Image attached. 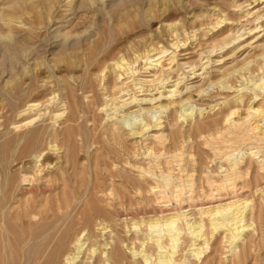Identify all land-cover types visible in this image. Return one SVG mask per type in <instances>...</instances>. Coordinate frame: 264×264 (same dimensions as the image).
<instances>
[{
	"label": "rangeland",
	"instance_id": "rangeland-1",
	"mask_svg": "<svg viewBox=\"0 0 264 264\" xmlns=\"http://www.w3.org/2000/svg\"><path fill=\"white\" fill-rule=\"evenodd\" d=\"M12 12L15 19L7 22ZM7 33L12 40L1 37ZM88 50H96L89 70L83 62ZM122 60L130 64L119 69ZM28 68L42 70L26 110L35 107L12 119L9 93L17 81L29 87L23 79ZM90 79L97 88L84 94L81 86ZM65 84L82 104L96 96L93 111L80 114L81 133L87 130L92 138L85 135L87 143H81L77 137L75 155L60 147L46 160L30 156L24 164L30 179L38 168L43 182L64 175L85 202L93 198L114 216L106 223L112 227L103 230L107 225L99 219L93 229L101 244H109L106 249L122 237L124 264H146V256L149 264H161L157 258L164 253L143 240L147 233L165 236V227L150 231L149 221L187 214L179 220L181 241L170 249L176 251L173 264H264V0H0V147L45 126L51 148L48 135L62 130L68 114L60 103ZM128 112L131 122L124 117ZM96 135L100 139L92 141ZM21 166L12 169L18 174ZM20 180L18 174L20 189L32 186ZM31 198L21 193L9 210L15 215ZM229 204L244 211L239 225L250 226L240 231L241 239L231 244L224 228L207 238L208 245L206 236L191 235L190 225L208 223L201 210ZM12 247L3 253V264L19 261ZM89 249L80 257L98 264ZM193 249L204 250L200 259Z\"/></svg>",
	"mask_w": 264,
	"mask_h": 264
},
{
	"label": "bare ground",
	"instance_id": "bare-ground-1",
	"mask_svg": "<svg viewBox=\"0 0 264 264\" xmlns=\"http://www.w3.org/2000/svg\"><path fill=\"white\" fill-rule=\"evenodd\" d=\"M101 1L103 2L104 0H101ZM93 3L95 4L96 2L93 1ZM8 6H9V8L13 9V8H15L16 3H13V4L8 5ZM5 16H6L5 17L6 21L11 22L13 19H15L16 15L12 12V14L9 13ZM12 35H13L12 33H7L6 35H2L1 37L12 40L13 39ZM88 51L89 52L85 53V55H84L85 59L83 62H86L87 68L89 70V68L91 67L90 61L94 58V56H96V50H88ZM14 55H12V56H14ZM129 64L130 63L127 60H122L117 65H118L119 69H121V68L124 69L127 66H129ZM14 69L15 68H13V70ZM41 71H42L41 69L40 70L29 69V68L25 69L23 79L26 80L24 82H30L31 83L29 85V87L24 88L22 86V83L20 81H17L18 83H16L14 85V87L11 89L9 94H11L12 100L10 103V107H9L10 109L9 110L11 111L12 119H15L16 116H19L22 113H26L28 111L29 112L33 111V108L35 107V105L28 106L27 110H26V107L30 103L29 99L34 97V93L36 92V89H35V86H33V82L37 78V76H39L41 74ZM127 71H129V69H127ZM120 76H122V74ZM21 81H22V79H21ZM89 81L90 82H89V84L87 83L88 84L87 86H84V87H83V85L81 86V90L83 91L84 94H88L89 91H92L93 87L94 88L96 87V85L93 86L94 81L92 79H90ZM114 81H116V79ZM164 81H166L165 77L163 79H161V83ZM13 83H14V81H13ZM158 83H159V85L161 84L160 82H158ZM116 84L117 83L114 82V86H116ZM64 89H67V90H65L66 93L64 95H62V98L64 97L65 100L63 101V99H62V101L60 103L64 102L66 104L65 108H66V111H68V114H67L65 120L63 121L64 125H63V128L60 132L55 131L54 133H51L50 135L47 134L50 138L49 142L52 143L53 148L51 147L48 149L46 147V144L48 142L45 144V142L47 141V138H46L47 136H45L46 135L45 129L47 127H45V126L33 128V130H30V132H27V133L17 134L16 137H14V139H11V140L7 139V141L3 142V145H1V147H0V166H2V168L0 170V192H1V196H0V264H3V261H4L3 260L4 259L3 253H6L7 246H9V248H11L13 242H14V244L12 247V252L14 254L18 255V257L17 256L14 257L15 258L14 260H17L16 258H18L22 264H24V263L25 264H95V261H93L94 258L92 260L93 262L90 260L91 263L90 262L87 263L86 261L88 258L85 257V261H84L83 256L80 257L81 254H84L86 252L88 247H90L89 253L91 254V256L96 257V258H97V256H99L98 262H97L98 264H124L123 262L127 259L125 257L126 252L123 251L124 247H122L123 246V244H122L123 241L121 240L122 237H121V239H116V240H118V242L115 240V242H116L115 244H114V242L112 243V244H114V246L111 245L112 248L110 247V249L109 248L106 249L109 246V244H104V245L101 244V242L98 240L99 237L97 236L96 231L93 230L95 223L98 222L99 219L102 222H104L105 224L111 223L110 221L113 220L114 216L112 217V214L110 212L103 210L101 208H98L94 204L95 202L92 201L93 200L92 197H91L92 200L91 199L87 200V198H86L87 201L85 202V200L83 199V193H80L78 191L71 189L68 186V184L66 183V177L64 175H62L61 178L56 177L52 180L51 179H48L47 181L44 180V182H43L44 178H37L36 177L38 174H40L42 172L41 169L38 168V170L35 172V174L33 176L31 175L32 179H30L29 178L30 176H28L26 165L24 164V160L26 158H28L30 156H32V157L34 156V158H36V159L43 158L42 160H46L50 156L49 152L58 151L61 148H64L67 152L72 151V152H74V155H75L76 154L75 153L76 147L78 146L77 137H79V136L83 137L81 143H84L85 135H86V139L92 138L91 135L89 136L87 134V130H86V134H83V132L81 133V130H83L82 129L83 124L80 123L81 122V117H80L81 115L80 114H81L83 109H85L84 111H86L88 109V113H89L91 108L95 107L96 101H94V100H95L96 96L92 97L93 98L92 102L82 104L81 103L82 101L80 102L79 98L77 97V95L75 93V90H73L67 84H65ZM28 92H29V94L27 95L26 93H28ZM175 92L176 91H173V94H175ZM23 96H27L28 99H26V100L24 99L25 101L21 102V99ZM85 98H87V97H85ZM54 100H55V98L53 99L52 103H54ZM57 103H55V104H57ZM56 106H58V105H56ZM168 106H165V108H167ZM47 110H49V109H47ZM47 110L45 111V113L43 115L39 111V113H38L39 119L42 116L46 115ZM91 111H93V110H91ZM64 113H65V111H64ZM64 113H60V114H58L59 116L56 115V117L60 118V116H62ZM132 114H133V112H131V113L128 112L127 114L124 115V117L128 118V120H130L129 122H131V115ZM111 116H113V115H109V118H111ZM185 116H187V114H185ZM185 118L186 117H184V119ZM187 119H188V117H187ZM36 120L37 119L34 118V119L26 122L24 124V126L26 127V126H30V125L34 124ZM42 124H44V123H42ZM95 124H97V123H95ZM95 126L93 125L92 127H95ZM137 129H139V128H137ZM111 132L114 134L115 130L111 129ZM88 133H89V130H88ZM133 133L137 134V132H134V131H133ZM142 133H143V131H142ZM95 137H97V135L93 136L92 141L94 140ZM115 137H116V135H115ZM115 137H114V139H115ZM98 138H99V136H98ZM98 138L97 139L95 138V139L98 140ZM121 140H122L121 143L124 142L123 139H121ZM21 141H23V143H21ZM96 143L97 142H95L94 144H96ZM117 143H119V142H117ZM88 144H89V142H88ZM46 151H48V153H46ZM14 163H16V165H22L20 167V169L18 170V174L21 176L20 181L22 183H24V182L29 183L30 182L32 184V186L27 188L26 191L23 189H20L16 185L18 174L16 173L17 171L15 172L12 169V165ZM96 163H97L96 166H94V167H96L95 169H97V166H98L97 161H96ZM49 165H51V164H49ZM49 165L47 164V166H49ZM41 166H43V164ZM45 166H46V164H45ZM73 169H74V166H73ZM89 169H90V167H89ZM95 177H98V174H96ZM90 179L88 181L92 180V179L91 180ZM97 179L95 180L96 182L98 181ZM61 183L64 186V189L62 187L63 193L61 195H56L55 197H53L52 194H53L54 189H56L57 187H60ZM94 183L92 185L93 187H95ZM87 187H88V185H87ZM136 188L137 187H135V189ZM86 190L87 189H85V191ZM24 192L27 194H31V195L33 194V198H31L30 200H26L25 203H23V204L20 203L21 209L19 211H17L16 214L14 215L9 210L10 206H11L10 204L13 201L16 202V200H18V195H20L21 193H24ZM83 200H84V204H83L84 206L82 205ZM131 203H129V204H131ZM122 204H121V206H122ZM129 206L132 207L133 205L131 204ZM122 208H123V206H122ZM130 209L132 210V208H130ZM241 210L242 209L240 207H237V204H229L226 206L224 205V206L216 207L215 209L208 210V211L207 210H201L200 215L201 216H203V215L207 216L208 217V223H206L207 221L204 222L205 220H201V221L199 220V222L196 221V226L190 225V227H188V228L191 229V235H196L197 238L206 236L205 241L207 240V238L212 237L214 232H218V230L224 228L225 229L224 231L227 232L225 237H227V239H229V242L231 244H233V242L235 240L241 239L242 235H241L240 231L244 230L245 228L250 227V226L245 227V225H239V224H241V222H243L242 219H240V218H241V216H243L244 211H241ZM239 214H240V216H239ZM181 216L182 215H177V216H174V217L172 216V217L166 218V219H161V220L155 219V220L149 221L147 227L150 229V231L153 229H157V230L160 229L161 230V228L165 227V230H164L165 236H163V237H159L157 239H154L153 237L149 236L148 233L147 234L145 232L141 233V234H143V233L146 234L145 238L143 237L144 238V240H143L144 244H145V241L148 240L147 243L150 244L149 246L154 247V248L156 247L157 249H159L160 250L159 253L160 252L164 253V254L161 253L162 254L161 256L158 254L160 256L159 258H157L159 260L158 263L170 264V263L175 261L176 251L174 252V251H171L170 249L174 250V247L177 244V242L181 241L180 239L182 237H180V236H182L181 233L183 232L184 228L179 224V220H183L185 217V216L184 217L182 216L183 217V219H182ZM122 217H124V216H122ZM211 217H213V218H211ZM185 218H187V216ZM201 218L202 217H200V219ZM187 223H188V221L186 222V224ZM111 224H109V225L111 226ZM101 225H102V223L99 222L98 226H101ZM109 225H107V226L103 225L104 227L102 229L107 230L109 228ZM229 225L231 226L230 228H228ZM136 227H137V225H134V228H136ZM138 234H137V236H138ZM135 239H137V238L135 237ZM87 242H89V244H88V247L85 248ZM104 242H105V240H104ZM139 242H141V241H139ZM186 242H187V240H186ZM205 244L208 245V242L206 241ZM95 246L97 248H95ZM143 246L144 245H142V247ZM146 247L144 246V248H146ZM126 248H129V247H126ZM134 250L132 249L131 251H133V252H131V253L138 256L139 254L135 253L136 250H135V252H134ZM163 250H165V252ZM142 252H143V250H142ZM194 252H197V253H195L196 255L194 254L195 257H197V259H200V256L203 254L204 250L198 251V249H195ZM156 253H157V251H156ZM148 257L149 256H146L144 258L146 264L150 263V260L148 259ZM79 259H80V261H79ZM157 259H156V261H157ZM142 260H143V257H142ZM7 261H9V260H7ZM19 261H17V262H19ZM151 263H152V261H151ZM135 264H138V263H135Z\"/></svg>",
	"mask_w": 264,
	"mask_h": 264
}]
</instances>
